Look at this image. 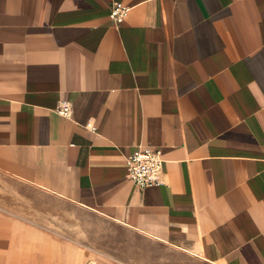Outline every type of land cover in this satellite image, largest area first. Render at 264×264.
Returning <instances> with one entry per match:
<instances>
[{"label":"crops","instance_id":"1","mask_svg":"<svg viewBox=\"0 0 264 264\" xmlns=\"http://www.w3.org/2000/svg\"><path fill=\"white\" fill-rule=\"evenodd\" d=\"M181 256L264 264V0H0V264Z\"/></svg>","mask_w":264,"mask_h":264},{"label":"built area","instance_id":"2","mask_svg":"<svg viewBox=\"0 0 264 264\" xmlns=\"http://www.w3.org/2000/svg\"><path fill=\"white\" fill-rule=\"evenodd\" d=\"M129 10L130 8L123 3H116L112 7L110 18L120 25L125 21ZM71 111L69 105H63L58 109V113L66 117L71 116ZM163 166L164 160L161 152L148 147H139L126 160L131 181L141 188L161 184Z\"/></svg>","mask_w":264,"mask_h":264},{"label":"rangeland","instance_id":"3","mask_svg":"<svg viewBox=\"0 0 264 264\" xmlns=\"http://www.w3.org/2000/svg\"><path fill=\"white\" fill-rule=\"evenodd\" d=\"M104 225H106V224H104ZM105 227H106L107 230H112L114 228V227H112L110 225H106ZM150 244H151L150 248H154L152 243H150ZM155 249L158 250L156 247H155ZM166 254L170 257V254L168 253V251L166 252ZM171 258H174L177 261L178 256L176 254H175V257L171 255ZM180 260H181V264H202V263H200L198 261L191 260L190 258H187L185 256H181Z\"/></svg>","mask_w":264,"mask_h":264}]
</instances>
